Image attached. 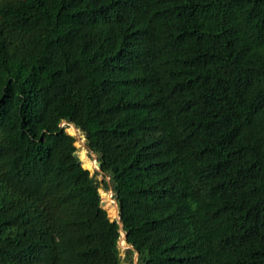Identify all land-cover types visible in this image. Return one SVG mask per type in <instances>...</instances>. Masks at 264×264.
<instances>
[{
	"label": "trees",
	"instance_id": "trees-1",
	"mask_svg": "<svg viewBox=\"0 0 264 264\" xmlns=\"http://www.w3.org/2000/svg\"><path fill=\"white\" fill-rule=\"evenodd\" d=\"M121 230L264 264V0H0V264H124Z\"/></svg>",
	"mask_w": 264,
	"mask_h": 264
},
{
	"label": "rangeland",
	"instance_id": "rangeland-1",
	"mask_svg": "<svg viewBox=\"0 0 264 264\" xmlns=\"http://www.w3.org/2000/svg\"><path fill=\"white\" fill-rule=\"evenodd\" d=\"M66 124V123H63ZM74 125H70L67 128V131L71 134L74 135L77 138V155L81 158V162L83 163L84 167L88 168L89 170H91L92 173H95L96 171H99L100 169L97 167L95 169H93V167L91 165H89L90 161H97V155L94 153H91L88 148L86 147V138L85 135L79 130L77 129L75 126V129L73 128ZM98 178L100 180L103 179L102 175H98ZM103 201L106 203V205L104 206L105 209H107V211L109 212L110 218L111 219H119V215L117 216L116 214V210L119 209L118 207V203L117 201L114 199L113 197V191L112 190H106L104 188L100 189ZM108 203L110 205H108ZM122 236L120 239V243H119V247L121 250V256H122V260H124V264H130V259L129 260H125L126 256H127V250L128 248V244L127 243H123L122 241L125 240L124 238V233L121 231ZM131 260H132V264H140L139 259H138V255L137 253H134L131 256Z\"/></svg>",
	"mask_w": 264,
	"mask_h": 264
},
{
	"label": "water",
	"instance_id": "water-1",
	"mask_svg": "<svg viewBox=\"0 0 264 264\" xmlns=\"http://www.w3.org/2000/svg\"><path fill=\"white\" fill-rule=\"evenodd\" d=\"M65 123V122H64ZM86 138V136H85ZM77 155V153H76ZM78 159L81 161V158L77 155ZM86 168V167H85ZM98 168L101 169V163L98 161ZM91 171V170H90ZM106 205V203L104 201H102V206L104 207ZM119 207V206H118ZM120 212H121V208L119 207V219L118 220H121V216H120ZM120 225L121 227H123V224L122 222L120 221ZM122 232L124 233V238L126 239L127 237V234L122 230ZM128 248H132V246L128 245ZM138 255V258H139V253H137Z\"/></svg>",
	"mask_w": 264,
	"mask_h": 264
},
{
	"label": "clouds",
	"instance_id": "clouds-1",
	"mask_svg": "<svg viewBox=\"0 0 264 264\" xmlns=\"http://www.w3.org/2000/svg\"><path fill=\"white\" fill-rule=\"evenodd\" d=\"M64 123V122H63ZM66 124H67V122H65ZM66 124H63V125H66ZM72 125V124H71ZM113 195H114V193H113ZM119 206V205H118ZM122 231V230H121ZM125 241H126V239H125ZM127 243V242H126Z\"/></svg>",
	"mask_w": 264,
	"mask_h": 264
},
{
	"label": "bare ground",
	"instance_id": "bare-ground-1",
	"mask_svg": "<svg viewBox=\"0 0 264 264\" xmlns=\"http://www.w3.org/2000/svg\"><path fill=\"white\" fill-rule=\"evenodd\" d=\"M97 162V161H96ZM98 163V162H97Z\"/></svg>",
	"mask_w": 264,
	"mask_h": 264
}]
</instances>
